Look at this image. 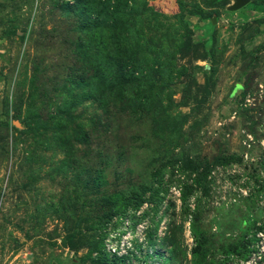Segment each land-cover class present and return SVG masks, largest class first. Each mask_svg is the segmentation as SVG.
Here are the masks:
<instances>
[{"label": "rangeland", "instance_id": "rangeland-1", "mask_svg": "<svg viewBox=\"0 0 264 264\" xmlns=\"http://www.w3.org/2000/svg\"><path fill=\"white\" fill-rule=\"evenodd\" d=\"M75 1L0 0V264H264V0Z\"/></svg>", "mask_w": 264, "mask_h": 264}, {"label": "trees", "instance_id": "trees-1", "mask_svg": "<svg viewBox=\"0 0 264 264\" xmlns=\"http://www.w3.org/2000/svg\"><path fill=\"white\" fill-rule=\"evenodd\" d=\"M85 0H76L75 3L73 5H69L68 9L69 10H77V9H82L84 10V12L82 13L84 15V20H86V22H88L86 25H85V28L89 27V26H92L93 23L95 22V19L93 18L92 14H90L89 11H85ZM110 2V0H109ZM120 1L117 0L115 1V3L113 5H111V7L108 9V15L114 10V13L115 15L118 17L121 16V14H123L124 10L121 9V6H120ZM84 5V7H83ZM120 7V8H119ZM110 9L112 11H110ZM80 11V10H79ZM126 15H129L130 13H124ZM103 15V14H102ZM104 16V15H103ZM101 18V17H100ZM101 20V19H100ZM102 20H105V17H102ZM100 24H101V21H100ZM109 58H111V56H109ZM199 172V170H197ZM203 173H206V172H203ZM205 178V175L202 176L201 179H198V183H202L201 180H203ZM183 199H184V202L186 201V197H185V194L183 195ZM194 215V214H193ZM194 219H196V217L194 216ZM196 238H197V241L199 243V245H203L205 244L207 241H208V236L205 235L203 232H201L200 234H196Z\"/></svg>", "mask_w": 264, "mask_h": 264}, {"label": "water", "instance_id": "water-1", "mask_svg": "<svg viewBox=\"0 0 264 264\" xmlns=\"http://www.w3.org/2000/svg\"><path fill=\"white\" fill-rule=\"evenodd\" d=\"M250 0H235V3L231 6L232 9H240L247 5Z\"/></svg>", "mask_w": 264, "mask_h": 264}]
</instances>
